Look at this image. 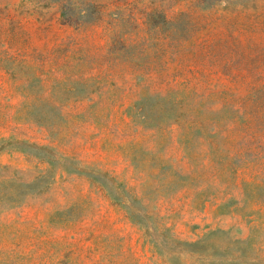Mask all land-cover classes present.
<instances>
[{"label": "rangeland", "instance_id": "1", "mask_svg": "<svg viewBox=\"0 0 264 264\" xmlns=\"http://www.w3.org/2000/svg\"><path fill=\"white\" fill-rule=\"evenodd\" d=\"M0 264H264V0H0Z\"/></svg>", "mask_w": 264, "mask_h": 264}]
</instances>
